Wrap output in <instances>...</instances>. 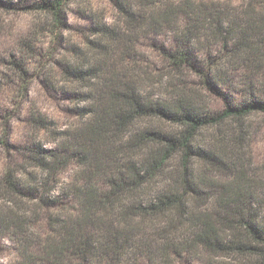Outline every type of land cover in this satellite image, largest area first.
<instances>
[{
	"label": "trees",
	"instance_id": "trees-1",
	"mask_svg": "<svg viewBox=\"0 0 264 264\" xmlns=\"http://www.w3.org/2000/svg\"><path fill=\"white\" fill-rule=\"evenodd\" d=\"M71 2L0 7L43 15L54 33ZM116 6L119 25L93 26L88 52L62 64L78 121L54 130L31 113L52 146L17 147L0 175L8 264H264V171L243 134L264 115V0ZM166 34L157 67L139 39Z\"/></svg>",
	"mask_w": 264,
	"mask_h": 264
},
{
	"label": "rangeland",
	"instance_id": "rangeland-1",
	"mask_svg": "<svg viewBox=\"0 0 264 264\" xmlns=\"http://www.w3.org/2000/svg\"><path fill=\"white\" fill-rule=\"evenodd\" d=\"M119 21L116 0H72L64 11L63 24L54 33L43 15L0 7V140L6 141V145L0 144V175L11 158L21 161L17 147L30 142L45 148L52 146L53 135L30 124L31 113L51 121L54 130L78 121L77 109L81 104L72 92L81 90L64 82L62 64L72 63L76 55L88 52V40H95L93 26L119 25ZM168 37L167 34L141 37L138 49L160 67L159 51L154 44H165ZM21 40L30 42L29 55L22 53ZM12 55L21 60V70L8 63ZM211 104L214 108L221 107L219 100L212 99ZM243 134L246 159L264 171V115L248 118ZM14 255L12 243L0 239V264H8Z\"/></svg>",
	"mask_w": 264,
	"mask_h": 264
}]
</instances>
